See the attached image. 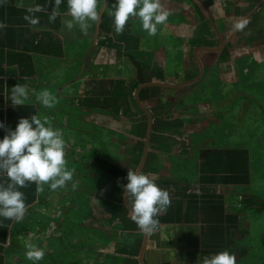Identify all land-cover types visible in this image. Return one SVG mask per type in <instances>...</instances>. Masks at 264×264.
Segmentation results:
<instances>
[{
  "label": "flooded vegetation",
  "instance_id": "1",
  "mask_svg": "<svg viewBox=\"0 0 264 264\" xmlns=\"http://www.w3.org/2000/svg\"><path fill=\"white\" fill-rule=\"evenodd\" d=\"M232 1L160 0L170 15L151 36L134 16L116 34L112 0H98L100 19L87 33L62 24L65 3L52 22L51 2L37 25L21 11L11 24L0 19L10 87L29 90L18 116H47L74 170L62 187L36 186L24 216L10 221L3 264H114L108 252L137 243L133 259L146 264L149 233L131 220L122 188L128 168L209 190L227 215L223 245L236 264H264V73L253 77L264 68V0L249 8ZM43 89L56 100L51 107L34 94ZM177 195L170 200L185 199ZM26 241L46 249L41 260L26 258Z\"/></svg>",
  "mask_w": 264,
  "mask_h": 264
},
{
  "label": "clouds",
  "instance_id": "2",
  "mask_svg": "<svg viewBox=\"0 0 264 264\" xmlns=\"http://www.w3.org/2000/svg\"><path fill=\"white\" fill-rule=\"evenodd\" d=\"M51 3L52 8L47 16L49 22L60 15L61 3L66 4L64 16L67 18L62 20V24L68 30L75 26L81 33H87L89 23L100 19L102 8L98 0H51ZM17 6L25 8L24 20L29 24L40 23L39 16L35 15L44 10L40 3L17 0ZM109 15L116 34H120L129 17L134 16L140 19L141 27L151 36L157 33L158 25L168 20L170 12L162 8L160 0H112ZM247 23V19L238 20L234 28L241 30ZM34 94L39 103L46 107L56 102L47 89ZM28 97L29 90L23 84L15 83L10 87L7 101L12 106H20ZM5 127L4 122L0 121V129ZM64 149L62 134L51 125L47 116H21L14 127L6 128L4 134L0 135V217L19 221L24 216L25 194L20 189L28 182L35 183L39 191L43 184L56 189L73 181L74 170L66 168ZM72 187H76L75 182ZM122 188L126 200L130 198L131 220L144 233L153 232L158 225V214L170 204L168 191L157 185L153 177L133 168L127 169ZM24 246V254L30 261H39L45 255L46 249L31 241H26ZM199 264H236V259L233 252L222 249L201 257Z\"/></svg>",
  "mask_w": 264,
  "mask_h": 264
},
{
  "label": "crops",
  "instance_id": "3",
  "mask_svg": "<svg viewBox=\"0 0 264 264\" xmlns=\"http://www.w3.org/2000/svg\"><path fill=\"white\" fill-rule=\"evenodd\" d=\"M217 1L220 4L221 0ZM25 2L28 3L31 0H25ZM35 2L40 3L46 11L50 9L49 2L51 0H48L47 3L45 0H35ZM232 2H236V5L238 4L240 8L241 5L249 8L256 0H249L248 3L246 1L244 3L243 0H233ZM18 11L25 12V8L18 7L17 0H0V19H6V24H11ZM40 13H35V15L41 17ZM3 43L4 41L0 39V44ZM2 52L0 48V121H3L6 127L5 129H0V135L4 134L6 128L14 127L19 117L18 108L10 105L7 101L11 83L4 72L2 64L4 56ZM170 136L171 133H165V137H168L169 145ZM160 149L167 150L165 147L157 148V150ZM148 170L152 171L151 168ZM150 177L155 179L157 185L166 189L169 195L178 194L177 196H179L184 194L185 199L175 197L174 200H170L173 202L171 209L162 211L157 217V228L148 234L151 244L147 246L144 253L146 264H199V259L203 256L214 254L221 249L230 250L229 246L223 245L225 243V241L223 243L224 229L228 226L225 225L227 215L225 216L221 206L218 204L219 199L211 196L209 190L206 192L199 188L190 187L183 183L177 184L176 182L164 184L163 180H161L163 177L160 174ZM3 179L7 178L3 177ZM181 191L184 192L181 193ZM203 192L206 193L203 194ZM184 203L187 204V207H184ZM198 204H201L200 211L198 210ZM182 211L185 213L186 220L181 219L180 213ZM197 211H199L198 214H204V216L197 215L199 216L198 218H187V216H192ZM115 216L118 217L117 215ZM11 220L10 218L0 217V254L2 253L3 243L7 239ZM172 223L180 227L176 229L172 226ZM135 246L136 248L134 247L132 250L129 247H122L120 250H116V245L113 252H108V261L111 260L114 264H136L133 255L136 254L138 243ZM0 264H3L1 259Z\"/></svg>",
  "mask_w": 264,
  "mask_h": 264
},
{
  "label": "water",
  "instance_id": "4",
  "mask_svg": "<svg viewBox=\"0 0 264 264\" xmlns=\"http://www.w3.org/2000/svg\"><path fill=\"white\" fill-rule=\"evenodd\" d=\"M23 189H27V192H26L27 197H26V200H25V205H27V203H28L27 199H31V197L34 198V196L36 195V192H35L36 184L33 183V182H29V183H27V185L25 187L21 188V191ZM33 190H34V192H33ZM140 261H141V258H140Z\"/></svg>",
  "mask_w": 264,
  "mask_h": 264
},
{
  "label": "rangeland",
  "instance_id": "5",
  "mask_svg": "<svg viewBox=\"0 0 264 264\" xmlns=\"http://www.w3.org/2000/svg\"><path fill=\"white\" fill-rule=\"evenodd\" d=\"M262 69H264V68H262ZM262 69H260V68L256 69L255 72H254V76L253 77L254 78H257L258 73L260 71H262L264 73V70H262ZM258 86L261 87V84H258ZM232 103L235 104V105H237L239 103V101L238 100H234ZM258 112H259L260 119L264 120V116H263L264 115V108H259L258 109Z\"/></svg>",
  "mask_w": 264,
  "mask_h": 264
}]
</instances>
